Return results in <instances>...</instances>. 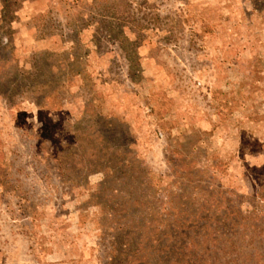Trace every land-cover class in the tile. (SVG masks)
<instances>
[{"label": "rangeland", "instance_id": "obj_1", "mask_svg": "<svg viewBox=\"0 0 264 264\" xmlns=\"http://www.w3.org/2000/svg\"><path fill=\"white\" fill-rule=\"evenodd\" d=\"M256 205L264 0H0V264H264Z\"/></svg>", "mask_w": 264, "mask_h": 264}, {"label": "trees", "instance_id": "obj_2", "mask_svg": "<svg viewBox=\"0 0 264 264\" xmlns=\"http://www.w3.org/2000/svg\"><path fill=\"white\" fill-rule=\"evenodd\" d=\"M259 207H261V205H256L254 208H252L251 211H247L245 213V217H247L248 215H252V213H255L256 211L259 210ZM260 209H264V206H262ZM238 224L237 222L235 223H232L231 225H228V224H217V227L215 228V230L219 229V230H225L226 232L229 230V233L230 232H233L235 229L238 228ZM255 232V229L254 231ZM219 233V231H218ZM119 245H121L119 243ZM182 247H184L183 245L184 244H180ZM250 249H252L253 251L256 250V247L254 246H251L249 247ZM235 249V246L234 244L232 245V250ZM188 252V251H187ZM186 251L185 252H175L173 254L177 255V259L180 261L181 264H231L233 262V260H238L237 257L238 255L230 258L227 260L224 256H216L217 259H211V258H208V256L206 257L205 255H209L208 254V250L207 249H204V253H198V252H194V253H191V252H188L187 253ZM136 255V253H133ZM168 254V253H166ZM166 256V255H164ZM205 257V259H204ZM213 258V257H212ZM227 260V261H226ZM112 264H123L121 261H120V256L119 255H115V257L112 259ZM133 264H139V263H133Z\"/></svg>", "mask_w": 264, "mask_h": 264}]
</instances>
